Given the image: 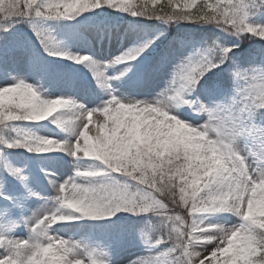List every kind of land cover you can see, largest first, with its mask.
I'll return each mask as SVG.
<instances>
[{"label": "clouds", "instance_id": "obj_1", "mask_svg": "<svg viewBox=\"0 0 264 264\" xmlns=\"http://www.w3.org/2000/svg\"><path fill=\"white\" fill-rule=\"evenodd\" d=\"M132 4L133 0H0V21L26 16L71 19L105 5L130 13L148 8L138 16L209 25L236 41L217 37L204 53L186 57L177 66L171 86L152 100L110 95L90 108L72 97H46L39 86L23 79L0 87V119L11 115V121L50 120L74 138L19 130L7 147L29 153H63L75 163L73 174L62 182L46 176L56 192L55 203L31 218L34 223L25 221L31 233L28 238L0 234V264H115L110 250L51 230L121 213L157 217L155 223L150 220L147 227H137L136 238L143 246H168L159 256L136 257L126 264H264V139H260L264 123L258 122L264 121V58L258 64L242 65L232 55L246 40L264 42V23L249 18L250 7L264 12V0H166L163 4L144 0L138 7ZM150 4L159 5V10ZM168 16L173 19L167 20ZM32 30L48 55L85 65L106 89H111L108 80L119 79L105 77L101 70L105 65L91 56L59 47L35 26ZM140 49L108 65L135 60ZM229 62L227 74L234 94L226 103L196 94L210 72ZM216 87L210 84L205 94ZM6 97L11 100L7 108ZM181 107L205 118L199 123L184 120L177 114ZM117 109L153 113L162 121L163 130H175V138L169 137L170 145L157 146L154 152L131 137L125 138L130 142L122 151L98 148L93 134L107 126V117ZM83 160L94 163L81 165ZM216 213L235 215L240 223L206 224L204 214Z\"/></svg>", "mask_w": 264, "mask_h": 264}, {"label": "rangeland", "instance_id": "obj_2", "mask_svg": "<svg viewBox=\"0 0 264 264\" xmlns=\"http://www.w3.org/2000/svg\"><path fill=\"white\" fill-rule=\"evenodd\" d=\"M165 2L160 0V4ZM141 3L143 0H133L131 6L138 7ZM149 7L159 8V5L150 4ZM173 8L176 9L175 4ZM191 9L189 7L188 10ZM249 18L253 22L264 23V12L250 7ZM33 26L50 35L59 47L89 55L97 63L105 65L101 69L105 77L119 76V79L108 80L111 85L108 90L93 78L85 65L48 55L33 32ZM210 27L212 30L207 33V37L204 34V40H199L192 34L204 31L206 25L190 21L167 23L156 18L134 16L106 5L71 19L11 17L7 21H0V87L23 79L39 86L46 97L64 95L90 108L100 105L110 95L121 99L152 100L171 86L177 66L186 57L204 53L217 37L236 42L234 38L226 37ZM5 28L8 30L5 31ZM139 48L144 50L137 59L108 65V62L124 53ZM232 55L238 57L242 65L258 64L264 58V54L257 55L254 50L243 47V44L234 49ZM229 66L230 62L210 72L196 94L205 100L211 97L226 103L227 98L234 94L227 74ZM128 69L130 71H126ZM210 84L218 87L212 89L210 94H205ZM10 103V98L6 97L5 107ZM177 114L194 123L205 118L193 116L186 107H181ZM19 130L56 139L74 138L50 120L0 123V234L28 238L31 233L25 221L34 223L31 218L42 215L54 206L56 192L48 179L62 182L73 174L75 163L63 153H29L22 148L7 147ZM126 137H131L146 149L150 147L154 152L157 146L166 148L170 145L168 138H175V130H163L162 121L157 120L153 113L117 109L107 117V126L94 132L92 140L98 148L122 151L130 142L125 140ZM159 137L164 139L160 140ZM153 138H157L156 143H153ZM257 143L253 142L254 148ZM79 163L88 165L94 162L83 160ZM13 170H17L18 174L14 175ZM204 215L207 217L206 224L232 226L240 223L237 216L228 213ZM157 219L151 214L132 217L121 213L107 220H82L69 226L58 225L51 231L92 247L106 248L111 251L115 264H126L136 257L159 256L166 251L168 246L165 244L143 246L136 238L137 227H147L150 220L155 223Z\"/></svg>", "mask_w": 264, "mask_h": 264}, {"label": "trees", "instance_id": "obj_3", "mask_svg": "<svg viewBox=\"0 0 264 264\" xmlns=\"http://www.w3.org/2000/svg\"><path fill=\"white\" fill-rule=\"evenodd\" d=\"M156 8V7H155ZM157 10H159V8H156ZM191 10H194V9H191ZM190 10V11H191ZM163 22H167V23H171V21H164ZM172 26V25H171ZM207 29H205L204 31L202 32H194L192 35L193 37L199 39V40H204V34L206 35L207 37V33L210 32L212 30V28L209 26V25H206ZM168 29V28H167ZM243 44V47H248L250 48L251 50H254L255 53H259V54H262L264 53V42H257L256 40H251L247 43V40L242 43ZM252 45V46H250Z\"/></svg>", "mask_w": 264, "mask_h": 264}, {"label": "snow or ice", "instance_id": "obj_4", "mask_svg": "<svg viewBox=\"0 0 264 264\" xmlns=\"http://www.w3.org/2000/svg\"><path fill=\"white\" fill-rule=\"evenodd\" d=\"M143 2H144V0H143ZM13 11H14V9H13ZM147 11H149L148 8H143V9L140 11V13H131V14H133V15H143V13H144V12H147ZM153 11H154V10H153ZM166 19H167V20H171V19H173V17L168 16ZM140 51H143V48H141ZM12 119H14V117L11 116V115H8V116L3 117V119H0V123H4L5 121H11ZM13 174H14V175H17V174H18V171H17V170H13Z\"/></svg>", "mask_w": 264, "mask_h": 264}]
</instances>
